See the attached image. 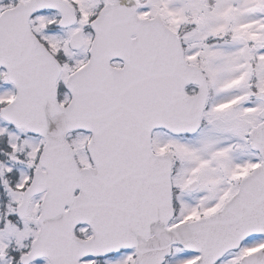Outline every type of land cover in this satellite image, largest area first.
<instances>
[{
	"label": "snow or ice",
	"instance_id": "obj_1",
	"mask_svg": "<svg viewBox=\"0 0 264 264\" xmlns=\"http://www.w3.org/2000/svg\"><path fill=\"white\" fill-rule=\"evenodd\" d=\"M0 264H264V0H0Z\"/></svg>",
	"mask_w": 264,
	"mask_h": 264
}]
</instances>
